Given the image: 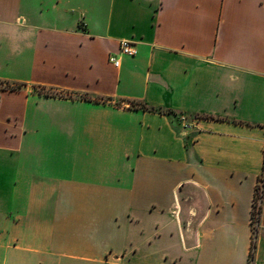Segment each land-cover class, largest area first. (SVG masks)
<instances>
[{
  "label": "crops",
  "instance_id": "1",
  "mask_svg": "<svg viewBox=\"0 0 264 264\" xmlns=\"http://www.w3.org/2000/svg\"><path fill=\"white\" fill-rule=\"evenodd\" d=\"M263 166L264 0H0V264H264Z\"/></svg>",
  "mask_w": 264,
  "mask_h": 264
},
{
  "label": "trees",
  "instance_id": "2",
  "mask_svg": "<svg viewBox=\"0 0 264 264\" xmlns=\"http://www.w3.org/2000/svg\"><path fill=\"white\" fill-rule=\"evenodd\" d=\"M5 88H9V89H14L15 85H5ZM46 95L48 96L49 93H46ZM133 107H139L142 110H153V109H148L145 105H140L139 103H134L132 104ZM161 112V111H160ZM264 186V166H263V172L262 175L260 176L259 179V184L256 186V190L254 193V199H253V204H252V212H251V218H252V223L255 224L258 222L259 220V216H260V211H261V206H260V198L263 192L262 187ZM254 248V243L252 241L251 243V247H250V254H249V258L250 261L252 259V250Z\"/></svg>",
  "mask_w": 264,
  "mask_h": 264
},
{
  "label": "built area",
  "instance_id": "3",
  "mask_svg": "<svg viewBox=\"0 0 264 264\" xmlns=\"http://www.w3.org/2000/svg\"><path fill=\"white\" fill-rule=\"evenodd\" d=\"M135 53V42L122 40L119 42L117 52L110 55L109 61L115 68H117L120 65V58L122 56L132 57Z\"/></svg>",
  "mask_w": 264,
  "mask_h": 264
}]
</instances>
